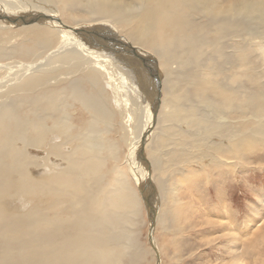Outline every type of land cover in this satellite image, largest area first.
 I'll list each match as a JSON object with an SVG mask.
<instances>
[{"label":"bare ground","instance_id":"obj_1","mask_svg":"<svg viewBox=\"0 0 264 264\" xmlns=\"http://www.w3.org/2000/svg\"><path fill=\"white\" fill-rule=\"evenodd\" d=\"M0 71V264H162L154 233L182 234V182L264 164V0H0ZM215 194L221 247L245 264L264 213L233 237Z\"/></svg>","mask_w":264,"mask_h":264},{"label":"rangeland","instance_id":"obj_2","mask_svg":"<svg viewBox=\"0 0 264 264\" xmlns=\"http://www.w3.org/2000/svg\"><path fill=\"white\" fill-rule=\"evenodd\" d=\"M101 31L103 32V30ZM111 34L112 32L110 33V36ZM110 36H108V38ZM100 37L104 39V37H102L101 34L99 38ZM110 38H113V36ZM142 59L143 58L140 57L139 61L143 63L144 59L143 60ZM113 62L115 63V66ZM113 62H112L113 64L111 65L110 69L112 71V74L113 75L115 74V76H117L116 74H117V70L119 69V67L118 65L116 66V64H118V62H115V61ZM129 65L131 66L130 68L132 69V72H133L132 75H134L133 78L136 80L135 83L138 80L139 81L137 83L144 82L145 80L144 68L142 69L141 67H137V66L133 67L131 63ZM136 67H137V70H136ZM4 76L5 75L0 74V80L3 79L2 77ZM124 85H125V82H124ZM124 90H125L124 98L125 96H127L128 97L127 99L130 100L128 91L132 89L127 87V89L124 88ZM108 91L110 95L113 94L110 90ZM132 95H131V98H133ZM14 96L18 97L19 95L18 96L14 95ZM147 118L149 120L150 118L149 114ZM159 124L160 123L158 121V124L156 125V127H158ZM147 125H148V122H147ZM114 137L116 138V135L111 136V138H114ZM122 150H124L123 147H122ZM134 152L135 150L132 151L131 155H133ZM125 153H126V149H125ZM36 154H38V152H36ZM38 155L37 157L39 158L42 156V154H38ZM124 158L126 160V166L124 165V169L126 173L127 171L128 172L131 171L130 173L137 175L134 169L132 168L133 160H132V156H130L129 151H127V153L124 154ZM259 166H262L263 168H260L259 170H255L254 172L255 173L258 172V173L252 174L253 168H258ZM252 167H248L247 170L240 169L238 175L235 177L236 178L235 180H233V177L231 175L225 176L224 178H218L220 176V171L219 169H216L215 171H212L214 176H212V179H210V181L206 179L207 174H203L200 180L195 182L194 185L193 184L189 185L188 183H183V182L181 183V186H180V183L177 185L178 187L179 186L180 187L177 188L178 192L176 194L177 196L176 200L182 201V204L178 206L183 205L182 207L183 214H184L183 215L184 220L182 223L183 232L181 235L174 237L169 234L170 231L168 232L167 229H165L167 232H164V229H161L163 227L161 226L157 227L154 234L162 249V252H161L162 262H163L162 264H223V263L224 264H229V263L234 264V263L229 262L230 259L233 258L232 255H227L226 251L223 249V247H221L222 242H224L225 239H228V237H225L222 231L223 227H220L221 225L218 224L219 220L215 218L216 216H219V214L221 213V209H220L221 206H219L220 202L217 200V195L215 194V190L217 188L218 189L222 188L224 189L225 193L228 195V196L226 195L224 196V201L228 207L230 215L233 217V214H234L235 219H237V220L234 219V222L238 226V227L236 226L235 229L240 230V232L232 231L231 227L228 225L227 220L226 221L220 220V221L225 222L224 228H230V231L228 232L232 234L233 237L238 236V235L241 236V235H245L246 228L243 229V227H245V225L247 224V227H248L247 231L249 232L251 230L250 233L253 234V232H255L254 230L257 227L260 228L263 225V222L261 221L264 220V216L262 220L260 218L261 214L264 213V164H256L254 166L252 165ZM128 174L129 173H127V175ZM134 184H133L134 188L136 187L135 190L137 189L138 191L137 190L136 191L140 193L139 188H138L139 187L138 183L136 182ZM141 199L142 200L140 201L141 203H140V219H139L140 227L138 230L139 241L143 243L144 246L146 245L149 250L147 248L146 249L149 252H151L150 250L151 248L149 246V241H148V234H149V230H151L150 229L151 219L154 218V216L151 215V218H150L151 209H148V207L144 203L142 195H141ZM188 206L191 208H189ZM258 212L260 214L259 216L256 215ZM238 233H241V234H238ZM258 235L259 233L256 234L255 241H252L254 238L251 237V234L249 237L245 239V241H252L251 244L255 243L254 246L252 245L253 247L251 249L249 257L246 258L244 261L245 264H264V235H261V234L259 236ZM173 238H176L178 241L181 242V243L178 242V245H179L178 247L174 245L173 242L172 243L170 242V239H173ZM151 257H147V259L141 262L140 264H146L147 263L146 261H150L147 264H155L156 260L157 261L159 260L158 255L156 254V258H154L152 252H151Z\"/></svg>","mask_w":264,"mask_h":264},{"label":"water","instance_id":"obj_3","mask_svg":"<svg viewBox=\"0 0 264 264\" xmlns=\"http://www.w3.org/2000/svg\"><path fill=\"white\" fill-rule=\"evenodd\" d=\"M157 87V86H156ZM155 102H157V100H158V97H159V89L157 88V91L155 92ZM142 153V152H141ZM141 161H143V158H141ZM143 201L145 202V204H146V206L149 208V209H151V207H150V204H151V199L149 200V197H147V198H143ZM149 211V210H148ZM149 214V213H148Z\"/></svg>","mask_w":264,"mask_h":264}]
</instances>
